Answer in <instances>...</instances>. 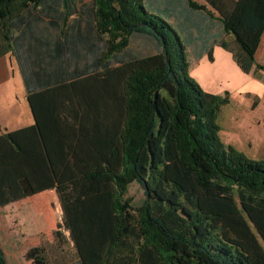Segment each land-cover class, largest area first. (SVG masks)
Wrapping results in <instances>:
<instances>
[{"label": "trees", "instance_id": "1", "mask_svg": "<svg viewBox=\"0 0 264 264\" xmlns=\"http://www.w3.org/2000/svg\"><path fill=\"white\" fill-rule=\"evenodd\" d=\"M202 2L91 0L84 11L76 0H0V58L28 18L76 15L101 36L104 54L89 70L83 175L51 167L48 177L23 148L24 130L0 136V207L57 189L76 264H183L176 243L192 250L194 264H264V161L220 141L229 94L207 93L190 77L186 43L170 22L184 17L185 5L189 13L213 10L231 37L218 46L248 75L264 0ZM131 40L147 52L130 48ZM133 183L143 192L137 208L127 197ZM47 255L38 247L26 258L56 264Z\"/></svg>", "mask_w": 264, "mask_h": 264}, {"label": "crops", "instance_id": "2", "mask_svg": "<svg viewBox=\"0 0 264 264\" xmlns=\"http://www.w3.org/2000/svg\"><path fill=\"white\" fill-rule=\"evenodd\" d=\"M184 7V17L173 15L170 22L186 43L191 76L203 91L235 93L240 100H251L254 110L260 104L258 94L264 93V32L247 75L232 54L218 46L231 37L223 34L213 10L207 7L209 16L202 11L189 13ZM25 23L14 30L11 51L0 58V136L24 130L23 148L36 157L48 177L51 167L58 174L69 172L68 167L83 175L89 70L104 54L101 44L96 45L101 36L92 31V22L80 21L76 15L67 21L39 17ZM258 141L256 145L264 147V136ZM244 142L252 145L249 139ZM74 157L79 159L75 168ZM76 188L81 189L82 182ZM67 224L55 188L1 206L0 249L6 264L23 260V254L34 248L72 247Z\"/></svg>", "mask_w": 264, "mask_h": 264}, {"label": "rangeland", "instance_id": "3", "mask_svg": "<svg viewBox=\"0 0 264 264\" xmlns=\"http://www.w3.org/2000/svg\"><path fill=\"white\" fill-rule=\"evenodd\" d=\"M79 7H82V10H86L90 7L91 0H76ZM194 4H200L201 0H191ZM130 48L139 52H147L145 44L140 40H131ZM190 69L188 72L191 76ZM195 71V70H194ZM238 80H235V84ZM200 84V83H199ZM211 87H216L210 83ZM201 85V84H200ZM202 88V87H201ZM254 88V87H253ZM203 90V89H202ZM206 92V91H205ZM230 104L224 106L220 113V118L218 120L221 131L219 133L220 141L225 145L234 148L238 152H241L245 155L246 158L255 160V161H264V147L256 145L260 144L258 140L262 139L264 136V93H259L260 104L254 108L250 107L252 104L251 100L244 98L240 100L235 93H230ZM249 139L252 142V145L249 147L245 144L244 140ZM143 192L133 183L129 186L127 197L130 199L132 206L135 208L139 207L143 200ZM61 233V232H60ZM48 237V236H47ZM175 255L177 261L183 264H194L196 262L193 257L192 250L180 243L174 245ZM31 251V250H30ZM30 251H27L23 254L24 259L12 260L14 264H32L27 260L26 256L29 255ZM48 259L50 262H55L56 264H70L75 261V252L72 247L65 246L61 249L52 246L49 248Z\"/></svg>", "mask_w": 264, "mask_h": 264}]
</instances>
